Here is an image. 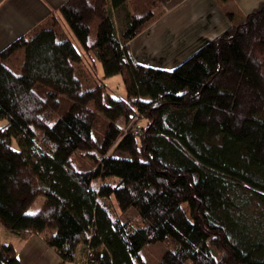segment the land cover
<instances>
[{
    "label": "trees",
    "instance_id": "trees-1",
    "mask_svg": "<svg viewBox=\"0 0 264 264\" xmlns=\"http://www.w3.org/2000/svg\"><path fill=\"white\" fill-rule=\"evenodd\" d=\"M129 1L66 0L52 27L0 51V226L38 234L61 264L79 245L88 264H145L144 245L166 240L158 264H264V6L168 70L128 49L160 0L127 10L118 36L113 12ZM92 53L103 78L84 89L76 70ZM114 75L124 98L105 94ZM60 96L69 106L58 115ZM93 151L95 168L78 171L73 153ZM96 177L112 178L95 188ZM111 198L138 226L111 217ZM0 264H20L11 243L0 241Z\"/></svg>",
    "mask_w": 264,
    "mask_h": 264
},
{
    "label": "crops",
    "instance_id": "crops-1",
    "mask_svg": "<svg viewBox=\"0 0 264 264\" xmlns=\"http://www.w3.org/2000/svg\"><path fill=\"white\" fill-rule=\"evenodd\" d=\"M166 1L172 7L170 11L167 10L158 18L155 6L154 18L145 26L144 31L129 42L128 49L135 61L145 65H149L151 59L160 53L162 69L168 70L229 27L244 20L249 12L264 6V0H160L161 4ZM65 2L0 0V51L19 37H32L36 32L52 27V16L57 15L58 8ZM61 25L65 26L63 21L55 28L66 33L67 29L63 30ZM143 44L146 45L144 48L149 47V52L139 59L136 50H141ZM16 54L8 61V65L16 58ZM15 237V241L6 243L15 247L20 264H34L38 261L41 264H61L56 252L38 234L24 233ZM76 254L75 261L63 264H88L82 245L78 246Z\"/></svg>",
    "mask_w": 264,
    "mask_h": 264
},
{
    "label": "rangeland",
    "instance_id": "rangeland-1",
    "mask_svg": "<svg viewBox=\"0 0 264 264\" xmlns=\"http://www.w3.org/2000/svg\"><path fill=\"white\" fill-rule=\"evenodd\" d=\"M145 4H146V2H144L143 0H130L129 5L125 6L126 9L122 8L119 11L113 12V19L115 21V28H116L115 30H116L118 36L122 32V27L124 24L123 16L126 13H128L127 10L128 11L132 10V11H136V12H141L144 8L146 9L148 7V6L145 7ZM156 6H157V17L158 18L164 12H166L167 10L170 11V9L172 8L170 3H168V1H166L162 4L159 1V3ZM151 21L152 20L148 21L145 24V26L147 24H149ZM61 27L63 30L66 28L63 25H61ZM144 28L145 27L142 28V31H144ZM60 30H61V28H60ZM95 34H96V31L91 32L89 42L92 41ZM71 38H72V41L79 48L80 46L78 45V43L76 42L74 37L71 36ZM145 46L146 45L143 44V48L141 50L140 49L136 50L137 51L136 54H137V57L139 59L143 56H146V53L149 52L148 51L149 47L144 48ZM15 57L16 58L13 59V61L9 65V67L14 68V70H17L23 61V57H24L23 51L22 50L19 51ZM258 57L261 60V68H262V72L264 74V50L261 53H258ZM150 62H151V63H149L150 66L155 67V68L156 67L162 68L161 54L159 53L158 56L156 55L155 57H153V59H151ZM88 67L90 68V70L88 69ZM81 69L82 70H80L78 68L76 70V75L79 76L80 79L82 80V87L84 89L92 88V86L94 85L96 80L103 78L102 66L96 60L95 55L93 53H92L91 57L86 58V64H85V66L81 65ZM104 82H105V85L107 86V89L105 91L106 95H109L111 97H121V98L126 97L125 96L126 95L125 85H123V81H122V78L120 75H114L113 77L104 78ZM59 99H60V109H59L60 111H59L58 115L60 113H63L64 111H66V109L69 106V101L67 99H65L64 97H61V96L59 97ZM90 107H91V109H93V104H90ZM58 115H55V117ZM94 120H95L94 126H93V129L91 130L92 136H93V139L95 140V142L98 145H100L101 139H102V136L104 133V129H105V126L107 124V120L104 119L103 115L100 112H96V116H95ZM138 124L142 125L143 122L138 121ZM12 145L16 146L14 141L12 142ZM36 145L41 146L45 149V146L42 145V143L40 141V134L37 135ZM93 153L94 154H92V155L91 154L87 155L85 153L83 154L80 152L73 153L72 163L75 166V168L78 171L93 170L96 166V162L99 161L101 158L100 155L96 151L95 152L93 151ZM118 154L119 153H117L116 155H118ZM111 178L112 177H107V179H104L103 177H96V179L94 180V187L97 188L101 183H103L105 181L106 182L110 181ZM43 201L44 200H43L42 196L36 198L35 202L31 205V207L27 210V212L29 214L35 213L40 208ZM184 205H185V207H187L186 204H184ZM108 208H109V212L111 214V217L123 219L124 221L125 220H128L129 222L131 221V223L133 225L138 226V223H136V221H138V219L136 218V210L134 208H131L126 213H122L116 207V203H115V200L113 198L110 199ZM15 236L16 235L11 233L10 231L8 232L6 229H4L3 227L0 226V240H2V242L6 243V242H10V241H15L16 240ZM172 247H173V244L167 240L166 241H158V242H155L154 244L144 245V247L140 250V252H141L140 255H141V258L145 264H158L159 263L158 261L160 260V258L164 254V252H166V249H170ZM77 254H79V252ZM25 264H31V263L26 262ZM34 264H41V262L39 263V261H38V263L35 262Z\"/></svg>",
    "mask_w": 264,
    "mask_h": 264
}]
</instances>
